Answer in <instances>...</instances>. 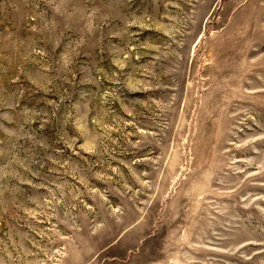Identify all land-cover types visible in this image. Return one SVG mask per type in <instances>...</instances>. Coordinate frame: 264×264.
I'll use <instances>...</instances> for the list:
<instances>
[{"label": "rangeland", "instance_id": "obj_1", "mask_svg": "<svg viewBox=\"0 0 264 264\" xmlns=\"http://www.w3.org/2000/svg\"><path fill=\"white\" fill-rule=\"evenodd\" d=\"M0 264H264V0H0Z\"/></svg>", "mask_w": 264, "mask_h": 264}]
</instances>
